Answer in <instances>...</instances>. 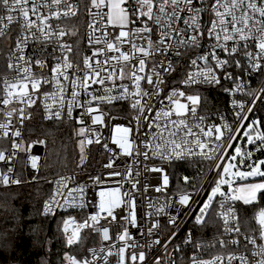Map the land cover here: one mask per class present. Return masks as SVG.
I'll return each mask as SVG.
<instances>
[{
	"label": "snow or ice",
	"instance_id": "snow-or-ice-1",
	"mask_svg": "<svg viewBox=\"0 0 264 264\" xmlns=\"http://www.w3.org/2000/svg\"><path fill=\"white\" fill-rule=\"evenodd\" d=\"M83 6L88 16V45L91 54L83 55L81 67L80 63L72 59L75 54L73 46L64 41V37L76 36L77 32L53 23L62 18L77 17L81 11L79 4L73 0H0V37L11 36L14 25L19 30L7 62V71L12 75L0 77V91L3 93L0 105L3 109L19 105L8 111L0 109L4 117L0 121V139L10 141L12 149L11 154L7 149H0V162L7 163L18 152L31 148V145L22 147L21 128L24 121L31 118L26 109L42 103L46 112L45 119L49 120H61L65 113L71 119L76 108L83 109L76 120L82 125L76 135L82 137L78 143L83 163L87 159L86 146L100 144L102 136L97 129L85 125L84 116L91 118L92 125H105V113L100 105L121 101L128 102L129 107L137 113L132 117L137 127L116 125L111 136V143L120 149L123 156H133L135 146L136 154L144 160H148L150 154L151 157L169 163L183 161L197 154L209 161L225 159L224 155L218 156L217 153L231 148L230 141L236 137L229 136V142L225 144V132L231 131L229 125H204L205 117L198 112L203 97L199 94L190 95L178 87L171 88L167 95L162 96V93L165 92L168 77L179 66L187 69L180 81L185 88L199 84L220 85L221 77L241 81L233 88L225 89L230 93L242 90V77L228 69L235 68L249 74L264 71V0H84ZM205 15L207 20L204 19ZM109 28L113 31L110 32ZM29 48L32 49L31 53L26 51ZM149 61L153 62L151 67ZM34 68L39 69V73ZM45 69H48L49 75L43 74ZM117 80L121 83L117 84ZM125 80L129 83H123ZM109 83L111 87L107 86ZM96 84L103 89L102 95L88 91ZM46 85L52 91H44ZM117 89L118 95L113 94ZM84 93L90 98L82 100ZM260 98H254L252 105ZM157 99L161 100L162 106L159 108L153 106ZM163 100L168 103L163 104ZM232 104L241 109L236 115L242 117V128L243 121L249 119L244 111L245 104L236 100ZM252 111L253 107H247V112ZM14 117L18 119L20 127H14ZM259 127L260 121L253 120L244 130L248 144H255L258 151L264 150V132L256 131L253 135V130ZM103 148L110 150L107 142ZM194 149H199V153ZM235 153L230 159L236 161L237 157H241L240 163L253 155L251 151L245 154L241 146L235 148ZM30 159L32 168H37L38 157L32 156ZM138 162L134 159L124 173L112 171L108 175L126 176L132 189H137L138 181L132 179V168ZM115 166L114 158H110L109 163L104 165L109 169ZM214 167L222 168L223 172H217L219 179L200 207L196 223L205 222L206 215L219 197L216 215L222 222L223 234H234L228 241L220 239L219 244L221 247H226L228 243L240 246L241 228L237 226L239 217L234 204L237 201H242L246 206L256 204L264 198V182L246 183L234 188L232 178H264V160L249 165L250 171L246 172L233 171L236 164L231 162L226 165L216 163ZM144 171L162 173V186L155 188L157 192L168 186L169 176L164 174L162 167L145 166ZM12 172V167L8 168L7 173L0 172V184L8 186L22 183L9 175ZM68 179L61 177L56 181L58 188L50 200L45 201L44 215L53 213L54 205L70 208L86 206L83 203L85 186L70 188L66 182ZM90 180L96 184L104 182L102 176L90 177ZM184 180L187 183L188 177H184ZM225 185L227 192L223 190ZM57 196L63 198V204L56 199ZM98 196V211L82 222L74 217L64 220L63 231L66 234L65 246L68 248L82 241L81 233L84 229L99 235L101 246L98 249H87L91 259L65 252L66 264H111V257L116 258V264H147V253L137 249H150L154 244H161L159 239L146 241L144 245L130 244L132 237L127 227H122L114 237L111 234L112 222L119 223V220L138 227L132 194L121 192L120 187H115L100 191ZM78 197L81 201L79 204ZM191 199L190 194L184 193L179 196L178 203L187 207ZM149 207L155 206L150 204ZM125 209L127 214L119 216L118 220L117 210L123 212ZM163 213L165 206H160L149 215ZM253 219L256 227L252 231H258V236L244 235L243 240L245 248L251 245L256 249L252 252L255 259L250 260L245 255L237 256L233 253L227 258L228 264L236 260L240 264H264V208H260ZM101 220H108L109 226L101 225ZM167 223L178 227L177 216L170 215ZM70 224L74 227L69 234ZM159 227L160 222L154 221L147 227L146 234L154 235ZM175 235L173 232L168 242ZM167 246L165 243L164 247ZM155 264H161L158 257ZM191 264H222V257L216 256L209 261L193 257Z\"/></svg>",
	"mask_w": 264,
	"mask_h": 264
},
{
	"label": "built area",
	"instance_id": "built-area-1",
	"mask_svg": "<svg viewBox=\"0 0 264 264\" xmlns=\"http://www.w3.org/2000/svg\"><path fill=\"white\" fill-rule=\"evenodd\" d=\"M74 3L80 5L81 11L77 17L72 18H62L60 21H54L53 23H59L61 27L65 28L68 31L77 32L76 36H66L64 37V41L71 44L74 49V55L72 59L82 65V57L85 54L90 55L91 49L88 45V36L90 30L87 26L88 16L86 14V10L84 9V1L83 0H73ZM204 19L207 20V15L204 16ZM109 31H113V29L109 28ZM19 34L18 26H13V34L11 36H3L0 37V77L4 75H12L7 71V62L8 57L10 55L11 49L14 48V40L15 36ZM99 35V33H97ZM31 53L32 49L29 48L26 50ZM194 54V53H193ZM112 55V53H109ZM45 57H41L44 59ZM102 59V57H101ZM52 61L49 59V65H51ZM153 62L149 61V67ZM234 73H237L240 77H242V90L236 91L234 93L226 92L225 89H231L235 86L236 83H241V81H232L227 80L221 77L220 85H206L199 84L193 85L191 88L195 86L199 87H219L224 94L226 95V103L219 104L218 101L212 104L203 105L198 109L199 115L204 116V125H223L227 124L230 126L231 131L225 132L224 143L227 144L229 142V136H235V140H231L232 144L231 148H227L225 152H218L217 155H224L226 158L219 161H209L202 158L200 155H195L189 158H186L183 161H175L172 163L161 161L159 158L151 157L148 160H144L142 156H138L136 154V149L134 146L133 156H123L121 154L120 149L111 143V136L114 133V129L116 125L124 126V127H137L135 121L132 120V117L137 115L130 107L128 102H116L113 104H101V110L105 113V125H92L91 118L89 116H84L85 125H90L92 128L97 129L101 134V143L96 144L93 143L91 145H87L85 148V155L87 159L81 163V151L79 146V159L76 164V167L64 171L59 172L50 178L51 188L49 194L44 199L40 207V215L42 217H53L54 215L61 214L64 215L62 220V234L64 239H66V234L63 231V221L69 219L70 217L76 218L78 222H82L87 219L90 215L95 214L98 211L99 204V196L98 193L100 191H107L109 189L120 187L121 192H130L132 197L135 200V213L138 220V227H132L128 225L125 221L119 220V216L126 215L127 209L125 211L118 212V220L117 222H112L111 224V234L115 235L116 232L121 231L122 227H127L132 239L129 241L130 244L138 243L140 245H144L146 241H154L159 239L161 244H154L152 248H143L137 249V251L143 250L147 253V264H155V259L158 257L160 259L161 264H191L192 258L196 257L197 259L209 261L213 257L220 256L222 257V264H228V256L230 254H235L237 256L245 255L250 260H254L252 257V252L256 249L248 245L247 248L244 247V235H257L258 231L253 233V231H244L240 224L238 223V227L241 228V233L239 239L241 240V245L236 246L230 243L227 244L226 247H221L219 244L220 239H224L226 241L230 240L234 234H223V226L222 222L218 219L216 215V211L218 210V202L219 197H217V201L214 203L212 209L209 210V213L206 215V219L204 223L197 224L196 216L199 215V209L203 205V202L206 201L207 195L213 187L214 181L217 177V172H220L222 168H215L214 164L219 163L224 165L227 160L231 161V156L236 155L235 148L237 146L242 147V151L246 154L248 151H251L253 155L251 158L244 159L243 163H240L241 157H237L236 161H233L236 164V170L241 169H250L248 166L256 163L258 159L264 160V150H257L255 144H247V137L244 135V130L246 127L252 123L253 120H259L255 116L256 114L262 115L264 118V71L261 72H244L235 68L228 69ZM39 73V69H35ZM187 71L183 66H179L178 70L168 77V83L165 88V92L162 93V96L167 95L168 91L173 87L182 88L190 95H197L190 88H185L181 85L180 81L185 75ZM219 71V70H218ZM44 75H49L48 69H45L43 72ZM117 84H120L121 81L117 80ZM123 83H129L127 80L123 81ZM143 83V82H142ZM111 87V83L107 85ZM147 87V85H144ZM44 91H52V88L49 86L44 87ZM90 92H94L95 94H103V89L100 85H92V87L88 90ZM119 90L117 89L113 94L118 95ZM3 93L0 91V96ZM260 96L261 98L256 101V104L252 105V100ZM90 97L87 96L86 93L82 94L81 99H88ZM236 100L238 103L245 104V112L249 117L248 120L243 121V127L241 128L242 117L238 118L237 113L241 112L239 107H235L232 104V101ZM51 103V101H48ZM167 100H163V104H167ZM154 107H161V100L157 99L154 102ZM11 107H19V105H11L8 109H3V106L0 105V109L3 111L11 110ZM247 107H253L252 112H247ZM3 111H0V121H3ZM83 109L76 108L73 111V118L69 119L64 114L61 120L55 119H45L46 112L42 103H38L36 106L26 109L27 113L31 114V118L24 121V125L21 128L23 133L22 138V147L25 144L31 145V148L27 151H20L16 154V157L11 161L5 163L0 162V172L7 173L8 168L12 167L13 172L9 173V175L13 179H19L17 173L18 162L22 159L23 166L25 169L36 172L43 159L44 145L42 143H36L38 140L31 139L26 136L27 127L29 123L37 119L41 122H54V121H63V122H71L76 127L77 130L82 126L76 122V120L80 117ZM260 111V113H259ZM149 115H153L149 113ZM115 118V119H113ZM14 127H20L18 119L13 118ZM237 128H241L240 131H236ZM255 131L264 132L261 127L258 129H254ZM253 130V132H254ZM198 131V130H197ZM254 135V134H253ZM95 139V137H92ZM82 139V137H78V141ZM107 142L110 150H105L103 148V144ZM220 143V142H215ZM259 143V142H257ZM0 149H7L8 153L11 154V143L8 140L0 139ZM197 153H199V149H194ZM36 156L38 157V167L32 168L30 157ZM110 158H114L115 160V168L109 169L105 168L104 165L109 163ZM138 160L133 168V176L132 179L134 181H138L137 189H132V184L128 181L126 176H117L110 177L108 173L112 171H119L121 173L125 172V169L131 164L133 160ZM181 162H191L194 165L188 166L187 168L179 171V176L175 170L171 168L173 163H181ZM153 165L162 167L164 169V174L169 176V184L164 188L163 191L157 192L155 188L157 186H162V173L156 172H145L144 167H152ZM211 169V171H210ZM139 172V175L136 173ZM102 176L103 183L96 184L90 180V177ZM61 177H68L69 179L66 181L70 188H75L78 185L85 186V194L83 196V203L86 205L83 208L75 207L70 208L67 206L57 207L53 206V213L48 215L43 214L45 201H49L52 193L58 188V184L56 183ZM184 177H188V182L185 183ZM237 182V181H236ZM14 184H10L11 186ZM0 187H7L3 184H0ZM224 191H228L227 186L223 188ZM188 193L192 196L190 200L189 206H181L178 203L179 196L181 194ZM67 194L66 191L64 193ZM56 199L63 204V198L61 196H57ZM127 199V198H125ZM175 201L176 203H171ZM81 201L79 197L77 199V203L79 204ZM237 202H235L234 207L237 209ZM152 204L155 207H149ZM160 206H165V213L160 215H149L150 213H155L156 208ZM101 215H106L102 213ZM170 215L177 216L178 227H174L167 223L168 217ZM238 215V211H237ZM110 219V218H109ZM159 221L161 227L155 230V234L152 236H148L146 234L147 227L153 223L154 221ZM101 225L109 226L108 220H101ZM74 225H69V234ZM175 232L176 235L172 237L171 242H168V238L172 236V233ZM86 244L83 248L78 249L77 245L72 246L74 249L68 253L77 255L79 257H88L91 259V255L87 252L88 248H99L101 246V238L99 235H95L91 233L90 229H84L81 233ZM119 244V241H116ZM165 243H167V248L164 247ZM76 250V251H75ZM64 259V258H63ZM111 264H116V258H110ZM64 264L66 261L64 260ZM232 264H240L238 260L233 261Z\"/></svg>",
	"mask_w": 264,
	"mask_h": 264
},
{
	"label": "trees",
	"instance_id": "trees-1",
	"mask_svg": "<svg viewBox=\"0 0 264 264\" xmlns=\"http://www.w3.org/2000/svg\"><path fill=\"white\" fill-rule=\"evenodd\" d=\"M190 90L203 97V105L226 103V95L219 87L195 86ZM255 116L260 118L264 131V118ZM75 130L71 122L44 123L34 119L29 123L26 136L44 141L43 159L36 172L25 169L20 159L17 173L22 183L0 187V264H64L65 252H74L65 246L60 232L64 215L42 217L40 207L49 194L50 178L76 167L80 152ZM191 165L194 163H173L171 168L179 176L178 170ZM259 208H264V198L247 206L238 201L239 224L244 231L256 227L253 217ZM85 244L82 239L78 249Z\"/></svg>",
	"mask_w": 264,
	"mask_h": 264
},
{
	"label": "rangeland",
	"instance_id": "rangeland-1",
	"mask_svg": "<svg viewBox=\"0 0 264 264\" xmlns=\"http://www.w3.org/2000/svg\"><path fill=\"white\" fill-rule=\"evenodd\" d=\"M246 129H247V127H246ZM255 130H254V132H253V134H255ZM244 136V135H243ZM246 143L248 144V141H247V139H246ZM23 147H25V144L23 145ZM259 161H261L260 159H258L257 161H256V163H259ZM234 163L233 161H230V160H227L225 163H224V165H226V164H228V163ZM262 170H264V169H262ZM233 171H250V169H241V170H236V168L235 169H233ZM223 172V169H221V171H220V173H222ZM219 179V177L217 176L216 177V179H215V181L216 180H218ZM233 179V187L235 188V187H240V186H242V185H244V184H246V183H254V182H264V178H262V177H259V176H257V177H249V178H247L246 180L245 179H240L239 177H233L232 178ZM215 181H214V184H213V186H215ZM237 181V182H236ZM224 187H226V185L225 186H223V188ZM211 192V189H210V191H209V193ZM208 193V194H209ZM208 196V195H207ZM207 200V199H206ZM240 202H242V201H240ZM260 209V208H259ZM259 209L257 210V211H259ZM62 225V224H61ZM61 225H60V232H61V235H62V239H63V241H64V243H65V239H64V236H63V234H62V229H61Z\"/></svg>",
	"mask_w": 264,
	"mask_h": 264
}]
</instances>
